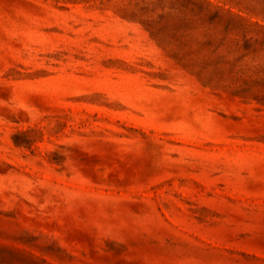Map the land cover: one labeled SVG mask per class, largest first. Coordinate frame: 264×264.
Masks as SVG:
<instances>
[{
    "label": "rangeland",
    "instance_id": "obj_1",
    "mask_svg": "<svg viewBox=\"0 0 264 264\" xmlns=\"http://www.w3.org/2000/svg\"><path fill=\"white\" fill-rule=\"evenodd\" d=\"M0 264H264V0H0Z\"/></svg>",
    "mask_w": 264,
    "mask_h": 264
}]
</instances>
